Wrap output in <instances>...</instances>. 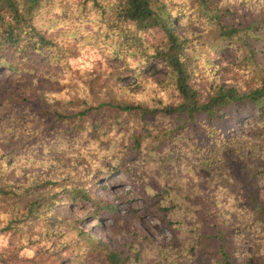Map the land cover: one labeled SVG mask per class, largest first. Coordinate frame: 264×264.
Returning a JSON list of instances; mask_svg holds the SVG:
<instances>
[{"label":"trees","instance_id":"1","mask_svg":"<svg viewBox=\"0 0 264 264\" xmlns=\"http://www.w3.org/2000/svg\"><path fill=\"white\" fill-rule=\"evenodd\" d=\"M86 45L119 66L94 75V102L47 110L37 83L68 101ZM0 74L29 80L0 78V264H264V0H0ZM115 172L167 242L91 194ZM85 202L128 240L81 227Z\"/></svg>","mask_w":264,"mask_h":264},{"label":"rangeland","instance_id":"2","mask_svg":"<svg viewBox=\"0 0 264 264\" xmlns=\"http://www.w3.org/2000/svg\"><path fill=\"white\" fill-rule=\"evenodd\" d=\"M220 54L225 62L232 59V52L229 50H224ZM217 62L220 63V61ZM68 64H70L71 70H73L71 73H73L74 76L78 75L79 80L83 84V88L76 91L67 90L69 96L67 101L64 84L62 85L53 78L40 80L37 85L35 83L36 93H34V95L36 97L39 95L44 97L42 101L48 107L47 110L57 107L72 111L75 110L73 108H75L77 102L80 100H85L88 103L94 102L87 96L88 87L93 84V80H96L93 78L94 75L98 74L100 76L103 66L111 68L119 66L116 60L104 58L98 53L97 48L90 45H86L76 56L70 58ZM122 74V83L124 85L131 84L134 81L131 74L126 71ZM22 76L23 78L15 79L14 77H5L0 74V78L3 79L10 88H20L23 81H29L26 79L25 75ZM98 83L99 82L96 80V84ZM6 140V142L1 143V149L4 152H9L13 149L18 140L15 137L9 136L6 137ZM95 183L96 188L92 190L91 194L98 199L111 200L116 203L119 212L125 214L130 223L139 228L150 240L158 243L162 241L167 242L171 238V230L164 224L160 216L148 207L147 203L141 198L139 192L130 186L128 178L123 173L115 172L98 179ZM59 208L63 211L64 215H68L63 208ZM88 209L89 203L85 202L78 210H74L72 214L81 219V227L85 228L91 235L95 236L111 249L128 240L127 233L110 217L106 215H102L100 219L86 217L85 213ZM226 235H229V233L227 232ZM225 239L228 241L227 237ZM1 248L2 245L0 244V249ZM25 254L22 255L25 257L30 255L29 252ZM251 262L252 264H260L256 260H251Z\"/></svg>","mask_w":264,"mask_h":264}]
</instances>
